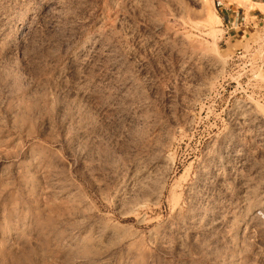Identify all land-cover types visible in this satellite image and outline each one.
Returning <instances> with one entry per match:
<instances>
[{"label": "rangeland", "instance_id": "rangeland-1", "mask_svg": "<svg viewBox=\"0 0 264 264\" xmlns=\"http://www.w3.org/2000/svg\"><path fill=\"white\" fill-rule=\"evenodd\" d=\"M0 0V264H264V0Z\"/></svg>", "mask_w": 264, "mask_h": 264}, {"label": "built area", "instance_id": "built-area-1", "mask_svg": "<svg viewBox=\"0 0 264 264\" xmlns=\"http://www.w3.org/2000/svg\"><path fill=\"white\" fill-rule=\"evenodd\" d=\"M215 9L217 12L225 13L224 22L230 25V29L242 28L246 24L245 12L241 9H235L232 5L224 0L215 1Z\"/></svg>", "mask_w": 264, "mask_h": 264}, {"label": "crops", "instance_id": "crops-1", "mask_svg": "<svg viewBox=\"0 0 264 264\" xmlns=\"http://www.w3.org/2000/svg\"><path fill=\"white\" fill-rule=\"evenodd\" d=\"M258 5H263L264 4V2H261V3H257Z\"/></svg>", "mask_w": 264, "mask_h": 264}]
</instances>
